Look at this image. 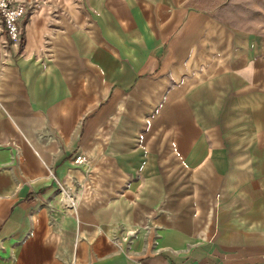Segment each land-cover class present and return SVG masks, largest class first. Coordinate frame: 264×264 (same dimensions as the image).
<instances>
[{
	"label": "crops",
	"instance_id": "1",
	"mask_svg": "<svg viewBox=\"0 0 264 264\" xmlns=\"http://www.w3.org/2000/svg\"><path fill=\"white\" fill-rule=\"evenodd\" d=\"M31 13L0 24V264H264V0Z\"/></svg>",
	"mask_w": 264,
	"mask_h": 264
},
{
	"label": "built area",
	"instance_id": "2",
	"mask_svg": "<svg viewBox=\"0 0 264 264\" xmlns=\"http://www.w3.org/2000/svg\"><path fill=\"white\" fill-rule=\"evenodd\" d=\"M36 0H0V24L8 37V40L13 45L20 46L22 37L25 32V19L32 14L35 8ZM87 162L85 155H77L73 159L75 165H83ZM62 197L68 200V204L62 201L64 207H71L72 200L66 195L63 190H60Z\"/></svg>",
	"mask_w": 264,
	"mask_h": 264
},
{
	"label": "bare ground",
	"instance_id": "3",
	"mask_svg": "<svg viewBox=\"0 0 264 264\" xmlns=\"http://www.w3.org/2000/svg\"><path fill=\"white\" fill-rule=\"evenodd\" d=\"M61 199H62V201L65 202V204H68V203H69L68 200H67L65 197H62V196H61Z\"/></svg>",
	"mask_w": 264,
	"mask_h": 264
}]
</instances>
